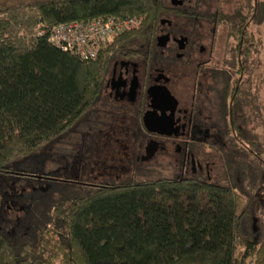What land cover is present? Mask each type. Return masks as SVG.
Instances as JSON below:
<instances>
[{"label": "trees", "instance_id": "obj_1", "mask_svg": "<svg viewBox=\"0 0 264 264\" xmlns=\"http://www.w3.org/2000/svg\"><path fill=\"white\" fill-rule=\"evenodd\" d=\"M219 1L205 15L164 0H8L0 11V173H22L10 163L39 152L76 124L100 95L110 60L130 41L151 37L161 16L222 25L245 69L259 49L256 29L264 21V0H243L230 12ZM133 15L142 16L141 24L111 36L92 60L48 40L63 22ZM260 87L264 94V79ZM247 102L228 98L230 132L240 137L236 124L245 127ZM247 144L254 149L253 142ZM231 172L228 167L222 182L158 177L88 186L87 193L52 204L33 257L0 229V264H264V236L251 232L260 224L254 194L261 177L255 174L251 181L241 170L242 189Z\"/></svg>", "mask_w": 264, "mask_h": 264}, {"label": "flooded vegetation", "instance_id": "obj_2", "mask_svg": "<svg viewBox=\"0 0 264 264\" xmlns=\"http://www.w3.org/2000/svg\"><path fill=\"white\" fill-rule=\"evenodd\" d=\"M7 1L0 0V11ZM171 1L172 8L189 9L185 0H179L180 4ZM174 18L181 17L161 16L151 37L130 41L110 60L100 93L105 110L89 119L94 125L88 129L106 125L113 130L117 124L119 138L103 141L108 146L113 141L114 146L109 163L95 155L88 171L92 174L96 168L91 177L94 181H83L74 172V179L66 182L84 187L124 184L139 180L137 174L145 176L140 180L169 177L212 182L210 150L223 138L240 137V133L230 132L234 125L228 98H246V108L256 118L261 80L257 73L246 76L251 56L245 69L241 68L235 41L225 34L224 55L213 58L222 25L205 19L212 24L200 35L194 21L191 32L185 34L174 25ZM256 100L257 112L253 109ZM236 126L242 130L241 123ZM84 136L81 133L82 140ZM172 168L177 170L171 172Z\"/></svg>", "mask_w": 264, "mask_h": 264}, {"label": "rangeland", "instance_id": "obj_3", "mask_svg": "<svg viewBox=\"0 0 264 264\" xmlns=\"http://www.w3.org/2000/svg\"><path fill=\"white\" fill-rule=\"evenodd\" d=\"M168 1L170 0H164L166 4H169ZM185 1L187 8L205 15L212 14L217 5V0ZM241 2L243 0H220L219 5L223 12H230L234 4ZM167 19L170 20L169 17ZM194 21L196 22L195 30L200 35L210 29L212 24L205 19L197 21L195 18L187 20L174 18L173 22L175 24L172 23L176 25L178 30L187 34L194 27ZM220 30L222 31L220 33L221 37L213 58L224 55L223 48H225L224 42L226 41L224 35L226 33L223 26L220 27ZM256 31L259 49L250 57L249 62L251 60L253 62L249 63L246 76H254V73H257L260 76L259 80H263L264 21L257 26ZM213 63L216 64L217 62L213 61ZM258 95L261 101L260 110L257 112V100L253 106V109L257 112L256 118L254 112L250 113L247 109L248 121L244 128L242 126L241 137L238 136V138H231L230 140L223 138L221 143L214 144V148L210 150L209 155L214 161L211 175L215 182L223 181V173L228 167L232 170V180L236 181V184L242 189L245 186V181L241 178V170H247L250 173L251 181H254L255 174L260 175L261 178L254 194L257 201V213L255 215L258 216V219L256 221L260 224L253 222L254 225L257 224L258 226L252 227L253 231L251 232L254 237L261 238L264 236V220L259 219V216L264 217V94L261 87ZM101 101L102 97L99 95L89 111L68 129L65 136L45 145L37 153L16 159L10 163L13 170L22 173L16 175L0 173V195L2 197L0 229L16 248L27 246L28 251L25 254L28 257H33L37 253L35 248L37 235L41 227L48 222L49 210L52 204L61 197L82 195L89 191L88 187L73 185L66 182L65 179L73 180L74 172H76L78 178L83 181H94L91 177L97 172L96 168L92 174H89L88 171L93 168L92 163L96 159L95 155H99L98 160L110 162V152L114 144L111 141L110 146H108L103 141L113 137L119 138V135L115 133L119 126L116 124L113 130L109 126V128H105L106 125L91 130L88 129L89 126L94 125L89 120L90 118L93 119L94 115H103L102 111L105 109L101 106ZM81 133L85 134L83 140ZM249 141L253 142L254 149L247 144ZM175 170L177 168H172L171 172ZM136 177L145 178L144 175L138 174ZM140 179L136 181H140ZM255 215L253 219L256 218Z\"/></svg>", "mask_w": 264, "mask_h": 264}, {"label": "built area", "instance_id": "obj_4", "mask_svg": "<svg viewBox=\"0 0 264 264\" xmlns=\"http://www.w3.org/2000/svg\"><path fill=\"white\" fill-rule=\"evenodd\" d=\"M141 22L142 18L139 16L63 22L50 30L48 40L81 60H92L96 57L99 46L111 36L131 31Z\"/></svg>", "mask_w": 264, "mask_h": 264}, {"label": "water", "instance_id": "obj_5", "mask_svg": "<svg viewBox=\"0 0 264 264\" xmlns=\"http://www.w3.org/2000/svg\"><path fill=\"white\" fill-rule=\"evenodd\" d=\"M171 2L174 4H180L181 3V1H179V0H172Z\"/></svg>", "mask_w": 264, "mask_h": 264}]
</instances>
